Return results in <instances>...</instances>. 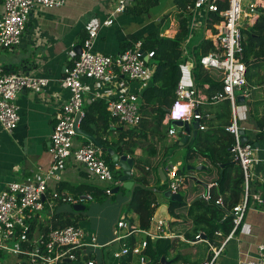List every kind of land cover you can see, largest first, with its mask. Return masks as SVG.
Segmentation results:
<instances>
[{
  "label": "built area",
  "instance_id": "built-area-1",
  "mask_svg": "<svg viewBox=\"0 0 264 264\" xmlns=\"http://www.w3.org/2000/svg\"><path fill=\"white\" fill-rule=\"evenodd\" d=\"M111 14L104 20L100 27H110L114 22V15L123 13L128 5V0H114ZM3 11L0 15V54L17 47L25 30L29 14L35 8L56 9L64 5V0H0ZM220 5L224 8L220 9ZM259 8L264 10V0H194L191 13L192 23L188 24V35L192 32L198 14L208 20L209 14H216L220 19L210 25L213 28L211 43L213 50L199 59V64L205 70L217 69L224 73L222 80V92L207 98L194 84L190 75V83L179 80L175 88V99L167 109L163 123L171 125L168 128L167 137L177 136L173 121L192 122L203 119L198 111L204 103L216 105L222 101L229 102L231 108L235 106L234 90H242V97H250V91L246 80V64L244 62V48L242 30L245 23L253 24L259 17ZM204 13V14H202ZM98 31L90 30L86 39L81 44V52L76 55L70 66L64 69V75L59 80L62 89L69 92V98L55 111L53 126L49 141L50 165L48 168L38 167L35 179L29 183L10 182L0 193V264H103L97 261L95 252L101 247L97 244L85 241V233L78 225L54 228L49 222L53 216V210L57 202L69 205H82L92 201L90 195L73 196L62 191L49 188V181H59V172L67 161L83 166L89 177H93L100 183H107L115 188L122 187L118 178H114L109 165L106 163L103 151L92 144L76 145L78 137L75 127L79 126L84 117L85 85L83 80H91L101 85L111 84L120 78L128 82H144L149 79L152 67L147 61L152 53L144 54L140 51V41L132 48H128L115 56L97 53L93 50ZM185 55L182 49V57ZM193 70V59L185 62ZM49 80L36 75H26L21 71L6 72L0 66V126L7 133H12L19 122L17 96L28 90L41 93L48 88ZM95 97L92 99L94 100ZM107 112L111 119L126 128H135L140 122L139 98L131 93H121L115 99L106 102ZM188 115L184 116L185 110ZM79 115L78 122L76 116ZM173 119V121H172ZM203 124L199 125V131H205ZM236 117L233 113L232 121L224 127L233 143L229 148L233 161L240 165L243 175L242 200L224 215L232 219V229L227 236L217 231L216 236L223 240L217 246L207 240L203 232H198L193 240L178 236L184 243L194 245L204 243L208 246L211 257L208 263L213 264L223 252L229 241L238 235V230L250 209L256 206H264V196L251 191V166L259 161L263 176L260 179L264 185V148L263 156L256 159L255 152L258 148L250 142L241 143ZM264 133V127L258 129ZM181 137L187 136L185 132H179ZM163 171L166 176L167 190L171 194H179L182 183L187 178L184 168L165 161ZM217 183H209L204 186L200 195L205 202L211 200L212 189ZM111 188L104 190V195L111 196ZM52 190V191H51ZM215 205L224 208L223 198L219 196ZM152 221V219H151ZM165 221H158L156 235L149 230H142L127 218L117 221L113 233V239L109 244H116L119 249L112 254L114 264H122V260L131 257L137 259L139 264H149L144 251L147 247V239H165L172 237L164 235ZM143 234L146 239L136 241V236ZM205 237V239H203ZM132 239V244L128 240ZM11 243L13 245L11 246ZM8 255V258H3ZM13 257V258H10ZM238 264H264V241L258 243L253 256H246L238 260Z\"/></svg>",
  "mask_w": 264,
  "mask_h": 264
},
{
  "label": "crops",
  "instance_id": "crops-1",
  "mask_svg": "<svg viewBox=\"0 0 264 264\" xmlns=\"http://www.w3.org/2000/svg\"><path fill=\"white\" fill-rule=\"evenodd\" d=\"M144 1H152V4H146L147 2ZM114 4V0H64V5L60 8H35L28 16L20 44L14 49L3 51L0 54V66L6 72L21 71L14 60V57L17 56V60L24 59L29 69V75L45 77L49 80L48 88L41 93L23 90L17 96L16 105L18 107L19 122L12 133H7L0 126V193L10 182H33L38 167L45 169L49 167L51 159L48 149L54 122L53 115L61 104L69 98V92L60 87L59 80L64 75V69L70 66L77 55L75 47L81 46L90 30L95 29V31H98L93 50L108 56H115L122 52L124 46L128 43L133 44L132 38L139 39L137 41L139 42L140 39L154 31H157L159 37L166 38H173L177 33V15L179 11L175 0H128L125 11L114 15L112 26L100 27V24L110 16ZM2 11L3 8L0 3V15ZM192 21L189 18L188 24H191ZM195 23H198L199 26H194L192 32L189 35L187 34L183 43V51L185 53L183 59H185V62L193 59L192 57L194 56L190 54H192L194 47L201 41H211V36L214 32L212 27L207 26V21L200 14L196 17ZM253 24L245 23L244 27H250ZM196 32H201L202 37L190 46ZM255 51H258V48ZM260 53H264V50H261ZM246 69V80L250 97L244 99L242 97V90L237 89L234 90L235 106L233 109L231 106L229 107L230 104L227 101H222L216 105L210 103L200 105L198 111L205 118L200 124H203L206 129L205 131L198 130L196 137L200 133L208 132L211 128L210 134L205 138L210 143L209 147L219 148L229 137L228 134L223 132V129L231 123L234 113L236 123L238 127L244 130V135L247 137L248 142L253 143L258 148L255 156L257 160H260L263 156L264 148V133L258 132V129H260L258 122L264 117V59L249 58ZM192 72L193 70H190L187 66L183 68L182 79L188 84L190 83ZM83 83L86 89L84 111L94 102L102 101L106 103L109 100L115 99L121 93H131L140 98L145 88L151 85L149 79L138 83L128 82L123 78L106 85H101L91 80H83ZM196 86L205 97H210L207 83H203L200 87ZM237 91L239 93L236 96L235 93ZM212 95H215V93ZM94 97L95 99L92 100ZM239 97L243 98V100L237 101ZM223 107L226 112H224ZM164 126L166 127L167 125L164 124ZM172 126L176 128L178 132L177 136L169 138L166 135L163 145H154L155 138L150 136V143L141 144L135 148L132 156L123 154L133 161L131 171L132 181L134 184H139L138 180H145L147 182L145 187L150 191L151 197L154 198L156 208L161 204L168 205V201L163 197L164 192L158 190L159 187L166 183V180H161L158 173L159 170H162L164 173L163 167L165 161L181 168L187 167L189 164L184 165V158H180V154L184 150L187 151V157L190 156L188 159H193L190 152L186 148H183L182 145L185 144L183 140L185 141L188 137L187 139L192 146L193 141L191 140H194L196 137L193 138L192 134L188 135L185 129L178 127L176 123ZM123 127L116 121L109 120L108 129L102 139L110 143L118 140L126 128ZM78 128L80 129L79 126ZM182 131L187 136L181 137L179 132ZM75 143L76 145L92 144L87 138L80 135H78ZM152 148L155 149L156 154H161L160 159H163L162 162L155 155L149 154V149L152 151ZM114 152L117 153L116 151ZM105 154L108 156L106 152ZM138 160L144 161V163L138 165ZM194 162L195 168L200 166L205 167L204 170H199L196 174L189 173L190 177H192V182L200 183L203 190L204 185L213 180L216 172H214L210 164H206L203 160L197 159ZM217 167L220 175H222L225 165L222 164ZM250 170L252 173L251 191L264 196V185L260 180L263 176L260 162H254ZM115 171L118 173L117 177H120L121 171L116 166ZM228 172L230 179H233L237 175V172L234 170ZM148 173H156L157 179L154 174L149 176ZM182 174H185V172H182ZM228 184V188L230 189L232 183L228 182ZM107 185V183H100L93 177H89L83 166L74 163L72 160L67 161L60 170L59 181H49V188H54L57 192L62 191L73 196L90 195L93 200L96 199L95 201L106 202L104 204L107 205H100V208H102L101 206H105L104 211L106 213L111 211V216L114 217L113 220L107 218L103 211H98L94 215L91 213L89 216L80 215L85 209L78 211L73 209V212L67 207L69 204L60 202L56 203L53 215L63 214L72 218L77 223L76 225L84 231L85 241L87 243L93 242L101 247L99 251L95 252L97 261H102L103 264H114L112 254L119 249V246L116 244H113L115 245L114 247L107 245H109L112 237H114L115 225L120 219L127 218L131 223L138 226V216L129 211L128 208L131 192L120 187L119 193L116 194H119V197L116 198V195L112 192L115 187ZM257 185H259V188H256ZM78 188L82 190L80 192L73 191ZM106 188H111V196L107 197L104 195ZM215 190H219L218 185ZM187 191L188 188L179 193L181 198ZM243 195L242 189L241 198ZM73 207L74 205H72ZM169 215L174 222L165 221L166 225L163 227L162 232H164V235L168 236L170 234L172 236L166 239H170L171 241L176 240L174 243L172 242L174 250L170 252L169 257L163 258L167 262H170V264L208 263L211 252L206 244L207 247L204 250L198 248L199 243L190 245L184 243L182 240V242L179 241L178 236H181L180 233L191 231L193 227L192 224H189V219L191 218L183 220L181 217V220L173 218L171 214ZM103 222H106L104 228ZM177 231L181 232L178 233ZM143 239H146L143 234L136 236V241L138 242ZM262 241H264V206H256L255 209H250L246 212L238 230V235L229 241L213 264H238L240 258L253 256L256 245ZM181 244H185L188 247L182 249ZM177 254H180L181 260L174 263L173 260ZM147 259L150 261L148 256ZM134 261L133 259L130 260L129 264H133Z\"/></svg>",
  "mask_w": 264,
  "mask_h": 264
},
{
  "label": "trees",
  "instance_id": "trees-1",
  "mask_svg": "<svg viewBox=\"0 0 264 264\" xmlns=\"http://www.w3.org/2000/svg\"><path fill=\"white\" fill-rule=\"evenodd\" d=\"M144 2H147L146 4H152V1ZM193 2L194 0H175L179 14L177 15L178 29L173 38L159 37L157 31H154L140 39V51L143 54L152 53L153 56L146 62L147 65L152 67V72L149 77L151 85L145 88L139 98V125L135 128H125L119 139L110 143L102 139L108 129V121L113 120L106 112V103L102 101L94 102L84 111V117L81 119L79 127L82 131L92 135L102 146L104 159L109 165L114 178H118V173L115 171V165L111 162L110 157L106 156V149L114 147L113 149L117 152L116 154L120 156L123 154L132 156L135 148L141 144L145 145V143H150V136L155 138L154 145H163V142L166 140L168 128L171 125L165 127L163 120L167 109L175 99L176 85L182 79L185 65V59L182 57V49L188 34V19L191 15L188 8L192 7ZM223 8L224 6L220 5V9ZM257 11L259 12V17L255 20L254 24L250 27L245 26L242 30L245 64H248V59L251 57L264 59V53H260L261 50H264V10L259 8ZM219 19L216 14H209L207 26L217 23ZM132 40L133 44L128 43L122 51L132 48L139 39L132 38ZM256 48H258V51H255ZM212 50L213 46L211 41L203 40L194 47V51L190 54L194 56L192 58L195 64L192 72L193 82L199 87L203 83H207L210 97L214 93L223 91L222 80L224 73L217 69L204 70L198 62L202 56ZM258 127L260 129L264 127V117L258 122ZM223 132L225 131L223 130ZM202 134L205 136L199 134L194 140H191L193 141L192 146L190 145V141H188L182 147L190 152L193 158L192 160H203L206 164L212 166L216 174L210 183H217L219 190L212 189L211 200L209 202L203 201L200 195L204 189L202 190L200 183L192 182L189 171L184 168L185 174L187 173L189 177L186 174L187 178L182 183L179 193L187 190V188L188 191L184 193L180 203H168L169 214L175 219H181L182 217L183 220H187L191 218L189 219V224H192L193 227L190 232L188 231L189 233H183L185 239L193 240L198 232H203L207 240L218 246L223 238L216 236L215 233L220 231L223 236H227L233 227L230 216H227L224 220L222 218L242 199L241 194L243 188L241 189V187L243 186V175L240 165L233 161L232 155L229 152V148L233 143L232 137L228 134L229 137H227L223 145L219 148H212L209 147L210 143L205 138L208 134ZM225 134L227 133L225 132ZM209 150L210 152H208ZM149 154H152V156L155 155L159 161L161 160L160 162L163 161V159H160L161 154H156L155 149L152 148V151L149 149ZM143 163L144 161H137L138 165ZM222 164L225 165V168L222 175H220L217 166ZM148 165L150 164L148 163ZM232 170L236 171L237 175L233 179H230L228 171ZM182 172L180 171V173ZM153 174L157 179L156 173ZM153 174L148 173L149 176ZM138 182L142 186L134 188L128 203V208L129 211L138 216V227L142 230H149L156 204L154 198L151 197L150 191L145 187L147 182L145 180H138ZM228 182L232 183L230 189L228 188ZM256 188H259V185ZM81 190L78 188L73 191L80 192ZM158 190L160 192L167 191V183L159 187ZM219 196L223 198L224 208L214 203ZM49 222L54 228L77 224L68 215L63 214H54ZM174 241L166 238L156 239L154 241L147 239V247L144 254L150 258L149 264H161V258L169 257L170 252L174 250V244H172ZM132 242V239L128 240L129 244H132ZM130 260L131 257L129 256L124 259L122 264H129ZM180 260L181 256L177 254L173 262L177 263Z\"/></svg>",
  "mask_w": 264,
  "mask_h": 264
},
{
  "label": "water",
  "instance_id": "water-1",
  "mask_svg": "<svg viewBox=\"0 0 264 264\" xmlns=\"http://www.w3.org/2000/svg\"><path fill=\"white\" fill-rule=\"evenodd\" d=\"M75 52L77 55L80 54V52H81V46L80 45L75 47ZM140 53H141L142 57L146 60L145 55L142 52H140ZM14 60L18 64V68L21 70V72L28 75L29 69L27 67V64H25L24 59L23 60H17V56H15ZM12 72H15V71H12ZM237 89L238 88H236L235 90H237ZM238 100L242 101L243 98L239 97L237 99V101ZM78 118H79V115L76 116V122H78ZM174 123H176L178 127L184 128L188 135L192 134L193 138L196 137L197 131H198V128L200 125L199 121H192L190 123H188V122H174ZM75 130H76V133L78 135L87 138L94 146L103 150L102 146L94 139L93 136L82 131L81 129L78 128V126L75 127ZM239 134H240L241 143L248 142L247 137H245V135H244L243 129L239 130ZM187 138L185 139V141L183 140V143H186L188 141ZM105 152L110 157L111 162L121 171V176L118 177V181L122 184L123 189L130 191L132 194L135 187H141L142 186L139 184H134V182L132 181L131 171L133 168V161L130 158H128L126 155L119 156L111 148L106 149ZM185 168L187 171H193V170L199 171V170L205 169V167H203V166L196 167V168L192 167V166H187ZM158 173H159L161 180L165 181L166 176L162 172V170H159ZM119 189L120 188H114L112 192L114 194H117V193H119ZM163 197L165 200L168 201V203H180L182 200L180 194H178V193L177 194H171L168 190L163 193ZM73 208L76 211L85 209V207L81 206V205H74ZM158 221H170V222L173 221V220H171V217L169 215V206L167 204H161L155 209L154 215L152 217L150 229H149L150 234H152V235L157 234L156 227H157ZM203 239H205V237H203ZM161 263L162 264H170V262H167L164 258L161 259Z\"/></svg>",
  "mask_w": 264,
  "mask_h": 264
},
{
  "label": "rangeland",
  "instance_id": "rangeland-1",
  "mask_svg": "<svg viewBox=\"0 0 264 264\" xmlns=\"http://www.w3.org/2000/svg\"><path fill=\"white\" fill-rule=\"evenodd\" d=\"M202 37V34H201V32H196L195 33V35L193 36V38H192V41H191V43H190V46L191 45H193L194 43H196L200 38ZM239 93V91H237L236 93H235V95L237 96V94ZM220 104V103H219ZM225 107V106H224ZM223 107V109H224V112H226V110H225V108ZM229 107H230V105H229ZM211 129V128H210ZM210 129H209V131H210ZM206 132V134H210V132ZM201 134V136H205V135H203L202 133H200ZM185 151V152H184ZM183 151V153H181L180 154V158L182 159V157L184 158V165H186L187 164V151L186 150H184ZM188 157H190V156H188ZM188 166H192V167H195L196 165H195V162H194V160H188ZM189 173H194V174H196V173H198V171H196V170H193V171H189ZM105 186V185H104ZM107 186H110L111 187V185H107ZM126 194H127V192H125ZM116 195V194H115ZM103 197H105V196H103ZM108 197V196H107ZM117 197H119V194L118 195H116V198ZM96 199H94V200H92V201H89V202H85V203H83L82 204V206H84L85 207V211H83L80 215H85V216H89L91 213L94 215L95 213H97L98 211H103V213L106 215V217L107 218H111V220H113V216H111V211H108V213H106L105 211H104V207L105 206H101L102 208H100V205H107V204H104V203H106V202H99V201H95ZM67 207L70 209V211H73V209L74 208H72V205H67ZM74 212V211H73ZM84 220V219H83ZM83 220H81V221H83ZM106 226V222H103V228ZM178 233L179 232H181V231H177ZM180 235L181 236H184L183 235V232L182 233H180ZM112 239H113V237H112ZM179 241H181L180 239H179ZM182 242V241H181ZM200 245L198 246V248H202V249H204V250H206V245L204 244V243H199ZM13 245V243H11V246ZM107 246H111V247H114L115 245H113L112 243L111 244H109V245H107ZM181 246V248L182 249H185V248H187L188 246L187 245H185V244H181L180 245ZM178 248V247H177ZM3 258H8V255H3ZM10 258H13V257H10ZM137 260V259H136ZM134 261V259H133V261H134V263L133 264H139L138 263V260L137 261ZM148 260V259H147Z\"/></svg>",
  "mask_w": 264,
  "mask_h": 264
},
{
  "label": "clouds",
  "instance_id": "clouds-1",
  "mask_svg": "<svg viewBox=\"0 0 264 264\" xmlns=\"http://www.w3.org/2000/svg\"><path fill=\"white\" fill-rule=\"evenodd\" d=\"M184 110H185V109H184ZM188 114H189L188 111L185 110L184 116H185V115H188ZM172 121H173V119H172ZM173 122H181V120H177V121H173Z\"/></svg>",
  "mask_w": 264,
  "mask_h": 264
}]
</instances>
